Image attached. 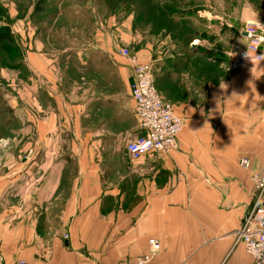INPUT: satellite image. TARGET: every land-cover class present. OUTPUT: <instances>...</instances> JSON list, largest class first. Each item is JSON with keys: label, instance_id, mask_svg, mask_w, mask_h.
Here are the masks:
<instances>
[{"label": "crops", "instance_id": "obj_1", "mask_svg": "<svg viewBox=\"0 0 264 264\" xmlns=\"http://www.w3.org/2000/svg\"><path fill=\"white\" fill-rule=\"evenodd\" d=\"M200 11V29L213 32L224 59L205 52L197 64L174 44L160 56L137 51L144 60L168 57L166 85L185 122L169 153L132 159L127 143L112 146V134H80L79 115L92 113L95 92L68 104L56 86L47 98L42 56H30V76L38 73L39 81L30 77L22 86L17 129L0 126L5 264L127 261L149 253L151 239L160 244L152 264H253L239 232L254 198L252 176L264 165V60L238 66L231 54L247 45L249 27L260 24L264 32V0H202ZM115 72L136 115L133 69ZM100 88L99 99L109 98L108 85ZM102 104L98 109L108 108ZM245 156L249 168L240 165Z\"/></svg>", "mask_w": 264, "mask_h": 264}, {"label": "rangeland", "instance_id": "obj_2", "mask_svg": "<svg viewBox=\"0 0 264 264\" xmlns=\"http://www.w3.org/2000/svg\"><path fill=\"white\" fill-rule=\"evenodd\" d=\"M200 1L0 0V32L9 28L12 36L0 42V126L11 123L17 129L21 123L22 86L30 77L31 82L39 81L38 73H29V58L37 53L45 68L41 83L50 89L45 90L46 97H53L57 86L68 104H79L95 92L92 113L79 115L80 134H112V146L122 148L141 131L137 116L127 107L130 96L124 95L125 82L115 72L119 66L133 69L119 47L160 56L174 44L175 49L190 53L188 61L202 62L214 34L200 29L204 22ZM147 59L152 63L158 90L173 104L174 92L165 78L169 67L164 61L168 57ZM80 68L89 74H81ZM101 84L110 89L105 100L98 97ZM102 102L108 108L98 109Z\"/></svg>", "mask_w": 264, "mask_h": 264}, {"label": "built area", "instance_id": "obj_3", "mask_svg": "<svg viewBox=\"0 0 264 264\" xmlns=\"http://www.w3.org/2000/svg\"><path fill=\"white\" fill-rule=\"evenodd\" d=\"M260 24H254L245 30L248 43L231 54L234 65L257 64L264 60V32ZM120 54L133 65L134 77L130 85L131 96L135 101V113L141 134L130 139L126 144L127 152L132 159H139L154 151L170 152L179 146V135L184 129V120L172 104L167 102L158 90L150 60L142 59L128 47H121ZM240 164L249 168L251 159L243 157ZM254 198L247 210L239 239L253 256V264H264V165L254 172ZM152 250L135 259L105 264H152L154 252L160 244L151 239ZM0 264H5L0 247ZM17 264H29L19 259Z\"/></svg>", "mask_w": 264, "mask_h": 264}, {"label": "trees", "instance_id": "obj_4", "mask_svg": "<svg viewBox=\"0 0 264 264\" xmlns=\"http://www.w3.org/2000/svg\"><path fill=\"white\" fill-rule=\"evenodd\" d=\"M6 29L7 30H3L0 32V42H2L4 40H11L12 39L11 32H10L9 28H6ZM213 39H212V41H213ZM205 52L208 54L209 57H211L215 60H222L226 56L224 53V50L220 46V43H213L211 47H208L205 49Z\"/></svg>", "mask_w": 264, "mask_h": 264}]
</instances>
